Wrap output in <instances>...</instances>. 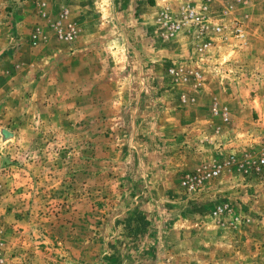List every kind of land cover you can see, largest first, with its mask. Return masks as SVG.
Here are the masks:
<instances>
[{"label": "rangeland", "instance_id": "obj_1", "mask_svg": "<svg viewBox=\"0 0 264 264\" xmlns=\"http://www.w3.org/2000/svg\"><path fill=\"white\" fill-rule=\"evenodd\" d=\"M0 264H264V0H0Z\"/></svg>", "mask_w": 264, "mask_h": 264}, {"label": "built area", "instance_id": "obj_2", "mask_svg": "<svg viewBox=\"0 0 264 264\" xmlns=\"http://www.w3.org/2000/svg\"><path fill=\"white\" fill-rule=\"evenodd\" d=\"M203 14L200 13L198 10L190 7L187 8L184 13L183 17L179 19V21H175L172 23L171 27L173 29L176 28L178 30L182 25H194L197 30V34L201 36H205L208 32H211L217 36H221L222 38H230L231 34L239 39H245L246 32H245V25L239 21H229L227 22H220V23H212L209 22L210 20H206ZM208 31V32H207ZM206 46V45H205ZM218 168L212 169L211 174H217ZM195 179H197V175L193 174L190 176H186L183 183H185L188 187L191 188L195 187Z\"/></svg>", "mask_w": 264, "mask_h": 264}, {"label": "crops", "instance_id": "obj_3", "mask_svg": "<svg viewBox=\"0 0 264 264\" xmlns=\"http://www.w3.org/2000/svg\"><path fill=\"white\" fill-rule=\"evenodd\" d=\"M233 12H237V10H236V9L231 10L230 13H229V14H230L229 17H230V18L237 17V18H240L241 20H244L245 28L248 29V26H249V25H247V22H245V21H249V20H250V17L248 16V18H247V16H246V12H243V13H242V11H241L240 13H235L234 15H232Z\"/></svg>", "mask_w": 264, "mask_h": 264}]
</instances>
